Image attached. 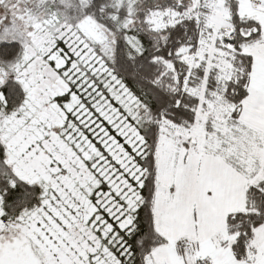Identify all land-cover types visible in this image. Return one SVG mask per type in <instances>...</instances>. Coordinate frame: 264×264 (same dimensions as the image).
Returning <instances> with one entry per match:
<instances>
[{"label": "snow or ice", "instance_id": "obj_1", "mask_svg": "<svg viewBox=\"0 0 264 264\" xmlns=\"http://www.w3.org/2000/svg\"><path fill=\"white\" fill-rule=\"evenodd\" d=\"M0 264H264V0H0Z\"/></svg>", "mask_w": 264, "mask_h": 264}]
</instances>
